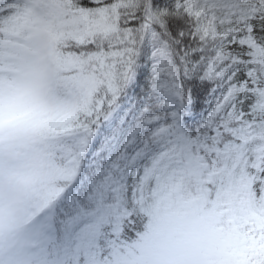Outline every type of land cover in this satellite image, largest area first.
I'll return each instance as SVG.
<instances>
[{
    "label": "snow or ice",
    "instance_id": "obj_1",
    "mask_svg": "<svg viewBox=\"0 0 264 264\" xmlns=\"http://www.w3.org/2000/svg\"><path fill=\"white\" fill-rule=\"evenodd\" d=\"M0 264H264V0H0Z\"/></svg>",
    "mask_w": 264,
    "mask_h": 264
}]
</instances>
